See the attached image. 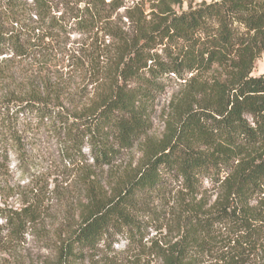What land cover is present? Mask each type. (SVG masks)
Instances as JSON below:
<instances>
[{"label":"trees","instance_id":"1","mask_svg":"<svg viewBox=\"0 0 264 264\" xmlns=\"http://www.w3.org/2000/svg\"><path fill=\"white\" fill-rule=\"evenodd\" d=\"M52 2L0 0V62L32 59L39 73L54 49L64 60L51 41L72 21L82 34H102L87 54H66L67 67L97 90L72 114L58 99L60 83L44 77L27 96L0 102V168L10 151L27 156L23 137L41 130L67 143L69 162H84L80 215L54 264H126L143 255L160 264H264V75L252 74L264 56V0H209L179 11L182 0H158L147 16L138 6L127 11L132 34L111 21L120 0H64L59 16ZM172 83L181 89L163 138L146 143L144 159L105 188L88 158L103 168L144 136L157 96ZM205 181L217 188L211 204L196 200ZM169 188H178L171 207L160 200ZM41 212L37 200L0 204L1 254L24 241ZM150 226L167 232L144 240Z\"/></svg>","mask_w":264,"mask_h":264},{"label":"rangeland","instance_id":"2","mask_svg":"<svg viewBox=\"0 0 264 264\" xmlns=\"http://www.w3.org/2000/svg\"><path fill=\"white\" fill-rule=\"evenodd\" d=\"M120 1L123 6L113 12L111 21L127 34L130 32L132 34L133 25L129 24L126 18L127 11L138 6L147 16L158 0ZM202 1L209 0H182L181 5L175 8L178 11L186 10ZM52 3L53 14L57 16L64 14V0H53ZM70 25L64 36L57 41H51V45H57L61 51L64 48V60L60 52L54 49L57 57L39 73H37L39 68L32 59L24 61L13 59L7 64L0 62V102L18 100L27 96L31 88L44 84L40 81L44 77L47 82L50 81L55 86L60 83L58 99L67 114H72L75 108L80 109L85 103H91L97 90L96 84L91 83L88 78L83 79L84 77L72 67H67L66 54L74 50L87 54L86 51L92 48L91 44L95 37L99 40L102 34L99 32L97 35L95 31L82 34L73 28L72 21ZM60 40L62 43L55 44ZM105 40L109 41L107 37ZM252 74L264 75V56L256 59ZM82 87L84 91L81 90ZM180 89L181 85L177 83L166 86L153 105L151 126L146 134L137 139L131 147L121 150L119 156L109 165L103 168L96 167L91 165L92 161L88 158L85 166L90 167L88 170L97 175L105 188L110 187L109 182L113 176L135 168L144 159L146 143H156L163 138L167 130V120L171 115L170 102ZM52 99L55 103L56 97L53 96ZM23 143L27 156L20 158L17 153L10 151L7 164L0 168V204L20 207L23 202L37 200L40 202L42 212L37 222L26 232L23 242L9 253H0V264H54L57 247L62 244L80 215L86 188L79 183L77 172L84 162L78 159L73 164L69 162L65 151L67 143L59 142L50 130H41L40 133L24 136ZM83 150L87 158L86 146ZM177 189L166 190L165 196L160 199L161 202L167 201L170 207L176 204ZM216 195L217 188L205 181L204 186L196 194V200L203 199L211 204ZM159 201L155 203L158 204ZM153 227L150 226L149 234L144 240L162 239L167 232V226L161 230H154ZM114 248H117V245ZM126 264H160V261L154 255H143L140 260L129 261Z\"/></svg>","mask_w":264,"mask_h":264}]
</instances>
